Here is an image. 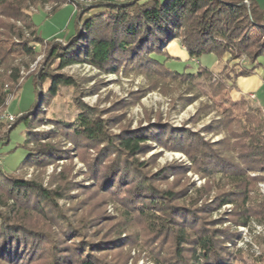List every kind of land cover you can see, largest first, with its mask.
<instances>
[{"label":"trees","instance_id":"obj_1","mask_svg":"<svg viewBox=\"0 0 264 264\" xmlns=\"http://www.w3.org/2000/svg\"><path fill=\"white\" fill-rule=\"evenodd\" d=\"M51 4L53 12L63 5L73 4L76 20L66 38L44 41L38 34L31 10ZM176 40L185 48L190 60L214 57L234 74V78L229 76L216 86H210L213 94L226 104L218 130L219 133L226 131L228 136L209 144L198 140L197 135L156 126L148 132L114 135L108 131L109 121L102 120L96 111L77 99L76 115L62 120L57 116L49 119L59 131L52 136L72 137L75 143L97 151V157L87 162L91 177L99 185L97 191L104 190L109 197L126 191L129 195L125 200L131 210H125L122 220L112 226H109L110 220L97 225L101 219L90 215H84L75 225L58 207L57 200L65 197L62 188L50 191L37 182L0 171V264L4 261L11 264H28L29 261V264H108L105 258L109 255L138 242L137 236L130 233L132 227L124 224V218L134 223L136 215L142 219L150 237L159 236L156 240L163 241V248L156 251L153 259L156 264H233V253L228 250L226 241L233 243L236 235L213 228L212 222L204 217L213 209L232 205L241 217L238 225L247 227L255 218L264 226V199L252 201L253 192L258 191V181H264V111L260 107L250 110L249 99L240 95L235 87L239 78L258 71L264 73V8L256 0H0V69H5V73L0 74V107L7 99L4 86L9 83L12 90H17L15 87L21 79L20 69L13 66L14 60L17 57L34 59L37 44L47 50L40 70L32 76L38 100L41 95L45 96L44 100L54 99L61 89L74 88L75 80L60 72L78 64H88L106 74H116L130 67L157 85L202 78L212 81L213 72L206 68L201 67L196 73H187V69L179 73L173 68L167 47ZM53 61L57 63L56 69L47 70ZM46 84L49 87L45 91ZM149 90H143L141 95ZM39 102L18 116L6 136L0 137V142L7 143L10 133L24 123L28 129L24 147L30 150V144L38 145L40 139L32 141L30 137L33 135L32 115L40 111ZM35 118L42 123V118ZM234 123L239 125V133H234ZM204 131L214 132L209 128ZM159 133L167 135L170 142L190 138L200 144L196 148L192 143L193 149L184 153L203 168L206 176L225 181L224 185L229 188L215 197L213 207L200 210L194 198L186 205L181 194L164 191L161 195L155 188V181L168 177L169 170L152 174L147 170V163H141L137 157L150 151L149 142ZM180 146L183 152L184 147ZM30 151L25 164L31 167L68 156L62 149L48 144ZM254 172H260L261 176L250 177L249 173ZM9 201H14V205H9ZM57 226L63 229L65 238L56 234ZM125 234L128 240L123 239ZM66 238L72 240L69 246L64 243Z\"/></svg>","mask_w":264,"mask_h":264},{"label":"rangeland","instance_id":"obj_2","mask_svg":"<svg viewBox=\"0 0 264 264\" xmlns=\"http://www.w3.org/2000/svg\"><path fill=\"white\" fill-rule=\"evenodd\" d=\"M257 3L264 8V0H257ZM52 8L53 4L31 10L38 34L44 41L66 38L68 31H73L76 20L73 4L63 5L54 12ZM17 25L22 27L21 23ZM26 37L29 38L28 32ZM34 48L36 52L34 59L17 57L13 62V66L20 69L21 79L15 87L17 90H12L9 83L3 88L7 99L5 105L0 107V137L6 136L9 127L17 121L21 113L32 109L40 101V111H34L35 116L32 115L33 135L30 137L32 141L35 138H39L40 141L38 145L30 144V150H38L39 146L48 144L62 149L68 156L45 161L40 167L27 166L25 163L31 153L24 147L28 129L24 123H20L10 133L7 143L0 142V171L5 175L14 174L24 181L37 182L50 191L62 188L65 197L57 200L58 207L65 212L67 219L74 221L75 225L84 215H90L94 219L97 217L101 219L97 225L102 224L104 220H110L109 226H112L122 220L121 215L125 210H131L125 200L126 195H129L126 191L119 196L111 194L112 198L105 194L104 190L97 191L99 185L91 177L87 163L97 157V151L81 143H75L72 137L52 136L59 131L49 123V119H55L57 116L62 120L69 115H76L77 99L90 110L96 111L102 120L109 121L111 126L108 131L114 135L129 131L148 132L149 128L156 126L170 131H183L187 135H197L198 140L209 144L217 143L228 136L226 131L219 133L218 130L224 118L226 104L213 94L210 86L211 84L216 86L219 81H225L229 76L234 78V74L230 69H225L222 62L214 65V57L206 56L198 60H190L187 54L185 60H181L176 57L177 53L173 49L176 47L168 45L167 52L172 59L170 63L175 70L184 73L187 69V73H196L203 67L213 72V79L208 81L202 78L194 82H168V84L160 82L159 85L130 67L122 68L116 74H106L88 64L73 65L60 73L72 77L76 86L61 89L54 99L44 100L45 96L41 95L38 100L32 76L40 70L47 50L41 44L35 45ZM243 62L246 61L243 59ZM56 66L57 63L53 61L46 69L55 70ZM4 73L5 69L1 68L0 74ZM153 85L157 87L151 89ZM48 87L49 84H46L44 90L46 91ZM147 89L150 90L145 95H141V92ZM248 104L250 110L257 108L251 99ZM7 116H13L14 121L10 122ZM37 116L42 118V123L41 119L35 118ZM208 128L213 129L214 132L204 133ZM233 130L234 133L240 132L237 123H234ZM169 139L164 133L157 134L155 140L149 142L150 151L137 157L141 163H147V170L152 174H158L163 169L169 170L168 177L155 181V188L160 194L164 191L181 194L179 197L183 198L186 205L189 204V199L194 198L200 210L213 207L212 202L215 197L229 190L228 186L224 185L225 181L219 182L214 176H206L202 171L203 168L184 153L185 150L193 149L192 143L196 148L200 146L194 142L197 141L196 139H180L179 143L170 142ZM180 145L184 147L183 152L180 151L182 149ZM249 175L261 176L260 172ZM257 186L258 191L253 192L252 195L254 203L264 199V181H258ZM180 204L183 203L180 201ZM9 205H14V201H9ZM135 217L137 220L134 223L124 218V224L132 227L130 233L137 236L138 242L131 248L109 255L105 258L108 264H156L153 259L156 257V251L163 248V241L156 240L159 236L150 237L142 219L137 215ZM204 219L211 221L213 228L236 235L233 243L226 241L228 250L233 253V264H258V260H262L264 264V226L257 219H251L247 227L238 225L241 217L232 205H226L220 210L213 209ZM55 231L65 238L63 229L59 226ZM126 235H123V239L128 240ZM71 242L70 238L64 239V243L68 246ZM2 264L11 263L4 261Z\"/></svg>","mask_w":264,"mask_h":264},{"label":"crops","instance_id":"obj_3","mask_svg":"<svg viewBox=\"0 0 264 264\" xmlns=\"http://www.w3.org/2000/svg\"><path fill=\"white\" fill-rule=\"evenodd\" d=\"M257 1V0H256ZM175 46L173 48L177 53V58L181 60H185V56H187V52L184 50V47L180 46V42L178 40L174 41L169 47ZM213 59V58H212ZM214 59V65L219 64ZM224 65V63H223ZM236 91L242 95L251 99V96H254L252 100L257 107H260L264 111V73L262 71H258L252 76L242 77L235 81Z\"/></svg>","mask_w":264,"mask_h":264},{"label":"built area","instance_id":"obj_4","mask_svg":"<svg viewBox=\"0 0 264 264\" xmlns=\"http://www.w3.org/2000/svg\"><path fill=\"white\" fill-rule=\"evenodd\" d=\"M87 2H90V0H86ZM116 1H120V0H116ZM251 99L253 100L254 99V96H251ZM7 119L10 121V122H13L14 121V117L13 116H7Z\"/></svg>","mask_w":264,"mask_h":264}]
</instances>
